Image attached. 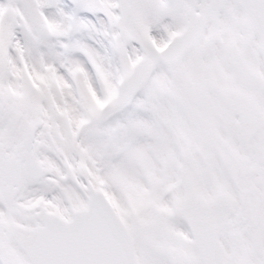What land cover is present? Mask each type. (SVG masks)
Returning <instances> with one entry per match:
<instances>
[{"label":"snow or ice","instance_id":"1","mask_svg":"<svg viewBox=\"0 0 264 264\" xmlns=\"http://www.w3.org/2000/svg\"><path fill=\"white\" fill-rule=\"evenodd\" d=\"M0 264H264V0H0Z\"/></svg>","mask_w":264,"mask_h":264}]
</instances>
